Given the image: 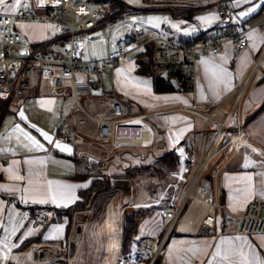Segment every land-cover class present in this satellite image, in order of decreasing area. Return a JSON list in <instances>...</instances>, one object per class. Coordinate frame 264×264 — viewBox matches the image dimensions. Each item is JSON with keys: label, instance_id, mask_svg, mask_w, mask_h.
I'll return each mask as SVG.
<instances>
[{"label": "crops", "instance_id": "obj_1", "mask_svg": "<svg viewBox=\"0 0 264 264\" xmlns=\"http://www.w3.org/2000/svg\"><path fill=\"white\" fill-rule=\"evenodd\" d=\"M231 1L236 21L242 22L248 29L247 36L251 35L252 39H248V48L240 52L233 51L229 45L218 57L203 51L194 65L193 91L156 92L153 77L138 71L135 59L138 53L133 52L110 65L113 67L110 84L102 87L100 95L91 94L96 83L83 75L90 89L79 97L80 102L77 99L78 105L77 101H66L73 97L69 83L64 84L60 95H52L49 84L38 78L29 87L16 88L6 99H0V264H52L55 261L51 258L44 261L35 257L32 251L48 248L58 253L65 250L67 244L74 248L76 264L85 224L91 219L103 220L101 218L112 201L119 202L118 223L124 210L138 211V204L148 209L153 206L152 202L157 198L152 191L160 183L159 178L141 174L137 168L153 165L159 157L175 149L184 156L183 162L174 172L166 174L162 182L182 190L176 196L171 194L169 199H162L167 205L158 209H174L180 205L199 166L202 173L195 179L194 186L200 187L196 193L191 192L193 199L188 200L182 215L188 212V225L192 221L189 226L197 223L202 230L201 222L208 206L201 198L206 196L208 203L219 207L213 234L203 235L201 231L198 237L173 234L164 248L169 244L176 257L192 251L196 261H188V264H248L253 255L257 264L264 261V235L240 234L230 217L242 211L250 201H264V53L260 54L264 45V0H251V3L240 0L239 6L236 0ZM12 2L14 0H6L8 4ZM30 2L33 10L40 14L52 0ZM253 5L257 6L254 12L241 15ZM3 8L0 6V13H6ZM192 19L188 21L197 22L198 31L186 36L172 34L166 37L179 41L188 39L200 31H213L217 21L207 7L194 9ZM17 28L25 46L46 40L51 32V27L40 21H22ZM109 50L107 45V53ZM81 58L84 60L82 54ZM255 63L257 66L251 78L242 85ZM210 64L222 65L230 73L227 88L223 83L218 86L214 83ZM105 78V73L98 77L99 80ZM113 98L122 103L124 110L118 124L132 127L117 130L118 138L123 140L114 149L110 147L109 139L98 135L96 121L102 114H111ZM21 112L24 118H21ZM60 125L70 130L69 143L56 138ZM217 125L228 131L234 144L224 147V144H212L211 141L210 154L199 163L198 156L201 152L204 154L209 136L207 129L210 127V132ZM41 132L48 133L52 143ZM214 132L216 135V130ZM29 137L43 148L37 147ZM57 142L70 147L71 153L58 149ZM17 176L23 179H16ZM247 177H251V181ZM104 178L114 182L115 193L112 198L104 193L91 198L94 203L100 201L107 205L97 217H91V207L71 216H62L44 227L35 218L40 209L55 212L76 205L82 201L81 192L89 189L95 180ZM60 185L74 186V199L67 203L53 202L42 195L48 193L49 186L55 191ZM165 191L169 192L166 188ZM145 220H148L147 216L140 219L139 230H147L145 234H149ZM160 224L162 227L161 219ZM150 230L155 235L158 233L155 228ZM120 233L118 226L119 237ZM229 246L238 252L221 260L218 249L223 254ZM172 259L169 254L165 261Z\"/></svg>", "mask_w": 264, "mask_h": 264}, {"label": "built area", "instance_id": "obj_2", "mask_svg": "<svg viewBox=\"0 0 264 264\" xmlns=\"http://www.w3.org/2000/svg\"><path fill=\"white\" fill-rule=\"evenodd\" d=\"M31 6L30 0H22V7L15 13H0V99H6L16 88L29 87L34 79L38 78L49 84V92L52 95H60L64 84L69 83L71 94L77 101L90 89L87 79L78 77L86 74L103 77L101 65H114L133 52L138 53L136 60L141 59L149 65L150 76L165 74L166 81L172 79L179 90L190 92L193 91L195 79L194 65L203 51L218 57L226 45L233 51L240 52L247 49L249 43L246 34L248 29L242 22L236 21L231 0H213L207 4L204 0H158V6L162 7L160 12H169L178 17L177 19H182V13L206 7L215 15L217 21L214 32L192 42L168 38L163 34V28H147L139 22L137 14L145 13L141 10L148 8H132L122 12L117 9L107 11L103 6H90L82 1L52 0L46 10L39 14ZM4 19L11 23L4 25ZM22 21H40L51 25L49 37L34 46H25L23 36L17 28V24ZM105 30L113 36L112 40L109 39L110 50L105 58L84 61L81 58L79 43L97 40ZM202 32L206 31L199 33ZM263 53L264 45L260 54ZM256 66L257 63L252 66L242 85L247 84ZM123 115L122 103L113 98L111 114H102L96 118L98 135L109 139L112 149L123 140L118 138L117 130L132 128L118 124ZM70 137V130L60 125L56 138L63 143H69ZM200 173L198 167L193 183L178 207L159 212V218L163 221L160 235H140L134 259L123 258L119 249L113 264H156ZM208 193L206 191L207 195ZM201 202L208 206L201 222V233L210 235L214 232L216 210L219 206L208 203L206 196L201 198ZM230 217L236 222L240 234L264 235V201H250L242 211L231 214ZM35 218L41 225L47 226L54 218V212L51 209H40ZM190 224L192 221H189ZM32 252L35 257L43 260L51 258L52 261H68L71 264L75 262L74 252L69 244L65 246V250L58 253L48 248L34 249Z\"/></svg>", "mask_w": 264, "mask_h": 264}, {"label": "rangeland", "instance_id": "obj_3", "mask_svg": "<svg viewBox=\"0 0 264 264\" xmlns=\"http://www.w3.org/2000/svg\"><path fill=\"white\" fill-rule=\"evenodd\" d=\"M74 1H82L90 6H96V7H100L104 4V2H106V0H74ZM212 1L213 0H204L206 4ZM124 2L127 5L134 7V8H148V9L141 10L142 12H145V13L137 14L138 21L143 23L147 28L158 29L161 26H163V34L165 36H170L172 34L186 36L188 34H192L198 31L197 22H194V21L190 22L186 19H177L178 17L174 16L173 14L169 12H160L162 7L158 6V0H124ZM152 9H157L158 11L150 12L149 10H152ZM110 38L111 40L113 39L112 34L105 30L103 31L99 39L94 40L92 42L79 43V49L81 50V54L84 60L93 61V60H96L97 58L104 57L107 53V45H108V42H110L109 40ZM101 67L104 73L106 74V78L104 80L103 79L99 80L96 74H90V75L86 74V76L90 78L92 83H96V86L91 88L92 95L102 94V87L106 88L110 84V81H109L110 73L113 67L110 65H106V66L101 65ZM83 78L84 77H78V79H83ZM80 100L81 99L78 98L79 102ZM66 101H68L69 103H72V102L75 103L76 99L71 97V98H68ZM210 129H211L210 127L207 129L209 136L207 137V140L205 141V152L204 154L201 152V156L200 155L198 156L199 163L205 160L207 156L210 154V149L213 143L214 144L218 143L221 145L224 144L223 145L224 147L225 146L231 147L234 144L231 141V138L228 136V131H226L225 129L221 130L219 128V125H217L214 129L217 132L216 135H215L214 130H211L209 132ZM229 132H231V130ZM211 141H212V144H210ZM219 147L220 145H218L217 148ZM182 161H183V158H182ZM163 177L165 178V175H163ZM163 177L159 178L160 183L154 186V189L152 191L155 194V198H157L155 202H152L153 206L152 207L150 206L151 208L148 209L144 205L138 204V211L141 208H143V210H141V213H139L137 222L139 223L140 219L147 216L148 220H145V223H146V228L149 231L148 232L149 234H153V232H151L150 230V229L153 230V228H155L156 231H158V233L161 232L160 230L161 224H160V218L158 214L161 209H158V208L159 206L162 207V206L167 205L165 204L166 202L164 203L162 201V199H169L171 194L173 196L174 195L176 196L182 190L180 188H176L174 185L172 187L165 185L164 184L165 182H162L164 181ZM103 180H105V178L101 180H95V183L103 182ZM194 187H192L193 188L192 191L193 193H196L197 189L200 186L196 184ZM165 188L169 190V192L171 193L169 194V192H166ZM114 189H115L114 182L113 181L108 182V184L102 185L97 191L91 193L90 199L95 198L97 197L98 194H103V193L108 195V197L112 198L113 197L112 195L115 193ZM189 199L191 200L193 198L189 196V198L185 202L183 210ZM92 200L93 199L90 200V203H88L86 209L92 207L90 211L91 213L93 212V214H91V217L93 218V217H97L99 213H101L102 211L104 212V208H107V205L100 204V201H97L96 203H94L92 202ZM183 200L184 198L182 199V201ZM118 207H119V202L115 199V201H112V204H110V208L105 212V216L101 218L103 220L98 221L97 219L95 220L91 219L90 222L85 224L84 236L80 242L81 244L79 248V253L77 255L76 264H113L116 256L119 254V247H120L121 234H122V219L118 223V216H117ZM127 210L130 211V209H127ZM80 217H79V221L81 220ZM187 219H188V212H184L181 218H179V220L177 221L174 227V233L172 234H187V235L191 234V235H195V237H198L201 231L200 226H198L197 223L195 224V226H189ZM118 226L121 230L120 237L117 235ZM145 231L138 230V236L145 234ZM169 254L170 256L172 255L173 261L166 262L165 258L168 259ZM102 258H105L104 261H102ZM161 259H162L161 260L162 264H188V261H196V259H194V256L192 255V251L183 253L181 257H178V256L176 257V254L174 253V251L170 249L169 244H167L166 247L164 248ZM44 261H49V260L45 259Z\"/></svg>", "mask_w": 264, "mask_h": 264}, {"label": "trees", "instance_id": "obj_4", "mask_svg": "<svg viewBox=\"0 0 264 264\" xmlns=\"http://www.w3.org/2000/svg\"><path fill=\"white\" fill-rule=\"evenodd\" d=\"M102 6L107 11H113L117 9V11H120V12L134 8V7L128 6L122 0H108L104 2ZM181 16L183 19L190 20V21L193 20L192 12L182 13ZM211 32H212V29L207 30L206 32L193 35L192 37L188 39H180V40L186 41V42H192L197 39L206 37V35L211 34ZM136 63L138 67L137 69L140 73H143V74L148 73V70H149L148 64L143 63L141 59H137ZM153 79H154V89L156 92L162 93V92H171L174 90L173 87L170 85V83L162 79L160 76L153 77ZM183 157L184 156L179 153L178 149H175L159 157L158 160H156L153 165L143 166L140 169L137 168V171L141 174L145 173L148 176L153 177V178H160V177H163V175L174 172L177 166L181 162H183L182 161ZM105 184H108L107 179L103 180V182L95 183L94 181L92 185L89 187V189L80 193L82 197V201H79L76 205L69 207L68 209L55 210L54 218L51 219L50 223L59 220L62 216H71L76 211L86 210L87 205L88 203H90V200H91L90 199L91 193L97 191L102 185H105ZM139 213H141V211L124 210L123 215H122V234H121V242H120V255L125 259H134V255L136 253L137 241L139 238L138 236L139 228H138V222H137ZM160 233H157L156 236H159ZM72 250H74L73 247H72ZM8 264H15V263L9 262ZM52 264H70V263L67 261H56ZM156 264H162L161 255L158 258Z\"/></svg>", "mask_w": 264, "mask_h": 264}, {"label": "snow or ice", "instance_id": "obj_5", "mask_svg": "<svg viewBox=\"0 0 264 264\" xmlns=\"http://www.w3.org/2000/svg\"><path fill=\"white\" fill-rule=\"evenodd\" d=\"M246 3H251V0H245ZM237 6L240 4V0H236ZM0 6H4L3 10L6 13H15L17 9L22 7V0H14L11 4L6 3V0H0ZM256 5H253L252 7L248 8L246 11L242 12V16H247L254 12L256 10ZM204 19V18H201ZM4 25H8L11 23V21L4 19L2 21ZM51 27V25L49 26ZM248 39H252V36L249 35ZM223 59V58H222ZM208 63V62H205ZM210 68L212 71V76L214 83L218 86L219 84L223 83L224 86L227 88L229 86V79H230V73L227 71L226 68H224L222 65H215L210 64ZM50 103V102H49ZM21 118H24L23 112L20 113ZM41 135L45 137V139L48 140L49 143H52L51 137H49L48 133L41 132ZM29 139H32L33 143L39 147L43 148V145H41L38 141L33 139L32 137H29ZM58 149H61L63 151L71 153V148L68 147L66 144H61L59 142L55 145ZM16 179H23V177L17 176ZM247 180L251 181V177H247ZM74 186L71 185H60L55 191L51 190V187L49 186V191L46 194L53 202H59L64 201L67 203L68 201H71L74 199L72 194V189ZM57 231H61V229H57ZM238 252V249L229 246L228 248H225L223 250V254H221L220 250L218 249L217 255L220 256L221 260H226L229 258L230 255L233 253ZM248 264H257L255 255L252 256L251 260L248 261ZM259 264H264V261H260Z\"/></svg>", "mask_w": 264, "mask_h": 264}, {"label": "water", "instance_id": "obj_6", "mask_svg": "<svg viewBox=\"0 0 264 264\" xmlns=\"http://www.w3.org/2000/svg\"><path fill=\"white\" fill-rule=\"evenodd\" d=\"M160 77H161L162 79H164V80L166 79L165 74H161ZM169 82H170V84H171V86L173 87L174 90H179V88H178L177 85L175 84V81H174V80L170 79ZM79 231H80V229H79V227H78V233H79Z\"/></svg>", "mask_w": 264, "mask_h": 264}, {"label": "bare ground", "instance_id": "obj_7", "mask_svg": "<svg viewBox=\"0 0 264 264\" xmlns=\"http://www.w3.org/2000/svg\"><path fill=\"white\" fill-rule=\"evenodd\" d=\"M139 9V8H138ZM191 12H193V11H191ZM234 143V142H233ZM199 168H200V171L202 170V167L201 166H199ZM169 210H171V209H169ZM172 235V234H171ZM171 235H170V237H171ZM169 237V238H170ZM169 238H168V240H169ZM119 249H120V247H119ZM71 264V263H70Z\"/></svg>", "mask_w": 264, "mask_h": 264}]
</instances>
